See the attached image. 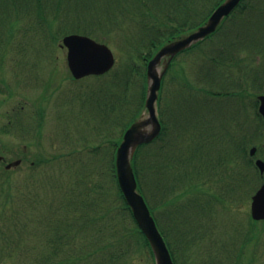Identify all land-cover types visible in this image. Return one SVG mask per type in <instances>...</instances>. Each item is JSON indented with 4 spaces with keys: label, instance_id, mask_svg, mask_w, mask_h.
<instances>
[{
    "label": "rangeland",
    "instance_id": "rangeland-1",
    "mask_svg": "<svg viewBox=\"0 0 264 264\" xmlns=\"http://www.w3.org/2000/svg\"><path fill=\"white\" fill-rule=\"evenodd\" d=\"M90 2L91 0H84L83 5L81 2L77 4V0H72L70 3L72 6L62 4L63 7L60 6L59 11L54 7L53 0H45V10L41 9L46 19L44 24L42 23L43 27L39 26V19L31 8L19 11L18 16L17 14L12 16L4 26L0 24L1 29L5 28V35H0V156L4 158L0 162V264L40 263L38 259L45 254L48 236L52 235L48 228L58 227L54 219L44 223L41 219L48 212L46 207H53L59 202L65 206L69 202L64 198L67 191H70V194L76 191L80 195L79 198L87 203L86 213L82 212L86 215V220L96 217L99 212L97 205H103L105 213L111 208L110 214L95 224L103 229L98 235L99 239L102 238L100 241L104 242L103 237H110L113 232L116 233L114 236L121 240L126 232V225L134 228L128 212L125 210L120 213L121 201L117 200L111 181L105 180L108 175L103 174V171L112 170L113 147L110 145L117 140V138L110 140L107 134L111 131L118 137L122 129L112 128L110 122L100 120L99 105L94 99L96 92L100 95L102 105H109V102H117L120 99L118 102L122 104V109H125L127 97L133 90L140 89L138 88L140 83L137 90L131 86L129 90L121 91L117 98L110 90L114 89L112 84L120 77L117 75L114 77V73L101 78L88 76L74 80L68 66V50L62 46L65 34L59 31L64 26V31L86 33L98 41H109L108 44L115 50L118 65L113 72L117 73L121 72L127 58L126 52L119 48L125 44L130 47L137 40L139 33L135 30L131 33L132 29L129 28L124 33L120 32L123 34L121 36L119 32L115 33L116 28L108 26L106 22L105 27L86 23L83 17L84 13L86 15V9L90 17ZM102 3L103 6H107L105 2ZM7 4L13 9L16 8L10 0H7ZM121 5L116 4L115 7L120 9L123 7ZM6 10L7 7L0 0V11ZM91 17L92 21L97 19L94 14H91ZM67 21H70V25H67ZM230 25L231 20L226 22L212 40L177 57L166 77L163 91V110L168 112L170 108L171 112L174 111L175 115L180 117L176 120L171 119L169 138L173 140L181 138L185 141L186 134L199 135L193 141L199 143L203 141L210 146L209 155L214 161H217L219 155L227 160L223 180H221L223 165H219L216 171L218 174L211 183L212 187H209L210 184H203V188L207 197L211 199H217L215 191L228 199H217L214 203L218 204H215L210 212L206 211L207 216H204V219L197 214L191 220L198 218L204 220L205 226L198 229L206 230L205 234L195 239V232L198 229L187 233L185 226H180L184 233L181 230L175 233L176 239H179L177 253L180 254V261L183 264H264V221L254 224L249 222L251 195L254 193V187L260 186L262 181L241 159L246 172L251 173L250 176L253 177L248 183L241 185L238 193L228 192L226 188L234 190L230 187L233 165L230 163L229 139L230 133L233 132L231 120L234 114L226 105L228 103L222 102L219 103L221 107H214L216 109L213 114L208 113L211 109L207 110L205 115L193 112L187 115L185 120L182 117L184 111L179 108L175 97L176 91L182 89L184 83L182 76L187 75L193 82L208 63L207 54L210 56L215 54L207 52L204 58L202 49L215 44L219 37H228L226 35L230 31ZM43 28L44 31L38 35L32 31ZM49 30L55 32L52 38L49 37L51 34ZM117 36L124 41H120ZM200 64L203 66L199 68ZM161 68L162 66L159 69ZM234 75L242 76L236 70ZM180 107L184 108L183 105ZM115 117L116 115H112L113 119ZM40 119L42 126L38 129ZM232 126L234 130L235 126L233 124ZM2 128L8 129V132H4ZM217 133L218 135L225 133L227 137L224 136L220 142L214 137ZM81 138L83 140L80 142ZM145 151L147 150L144 149V153ZM70 152L73 154L68 155ZM60 154L63 156L61 158L58 156L59 160L53 159ZM46 158H52L53 163H42ZM17 159L22 160L19 165L6 168L7 163ZM88 159L92 164L82 170L83 162ZM52 173L57 175V184L44 182L46 177H49L47 174ZM154 178L146 175L143 179L151 181ZM103 184L104 190L100 188ZM65 210L66 208L63 212ZM122 213H125V217ZM73 219L74 215L65 218L63 227L67 234L63 233V236L67 238L74 236L70 230ZM160 220L164 228L169 226V219L166 216H161ZM251 230L255 233L251 237L250 234L247 235L245 241V232ZM129 239L132 249L128 254V264H155L148 247L144 246L142 250L137 251L134 246L140 245L134 243L130 234ZM64 240L63 238L60 241L62 243L60 247L63 248L61 249L63 253H67L73 248V244L68 242L64 245ZM79 241L81 244V239Z\"/></svg>",
    "mask_w": 264,
    "mask_h": 264
},
{
    "label": "trees",
    "instance_id": "trees-1",
    "mask_svg": "<svg viewBox=\"0 0 264 264\" xmlns=\"http://www.w3.org/2000/svg\"><path fill=\"white\" fill-rule=\"evenodd\" d=\"M10 1L13 2L15 6L18 2V0ZM30 1L31 0H19L18 3L22 4L17 5V7L21 5L28 6L31 4ZM36 1L38 5L41 6V0ZM99 1L102 0H91V3L96 4ZM222 1L223 0H107L109 7L107 12L101 14L103 16L102 19L107 21V24L111 25V27L119 29L122 33L126 32L129 28L132 29L130 30L131 33L134 30L139 33L137 40L130 47H123V51L125 50L127 58L122 66L121 72H110L114 73V77L116 75L120 76L118 80L112 84L114 89H110L112 95L117 96V98L121 94V91L129 90L131 86H134L137 90V85L140 83L138 86L140 89L137 91L133 90L132 94L127 97L124 109L125 120L124 123L119 124V126L123 128V131L144 109L146 86L145 67L147 61L162 44L203 23L209 17L213 9ZM1 2L8 8V12L12 11L13 8L7 4V0H1ZM116 4H122L121 6L123 7L119 10H116V8L114 12H111ZM6 12L0 11V24H3L6 22L7 18L11 17V15L6 14ZM222 74L224 77H227L226 73L222 72ZM208 75L211 76L210 80H213L211 82V87L213 88L214 85H216L222 89V93H219L220 95H228L229 92L226 88L228 81L225 80L222 83H216L214 74L208 73ZM183 79L184 83L182 86L188 84L189 87L192 89L194 88V83L191 81L187 82L185 77H183ZM164 84L165 80L163 85ZM212 88L205 91L210 93V95H218ZM179 94L181 96L178 97L177 103L178 105H182L183 97L185 96L183 93ZM162 99L163 96L161 95L160 115L163 122V131L152 143L139 147L135 154L133 165L139 181V188L146 196L153 213L155 209L161 205H172L175 210H171V213L175 215H173L172 222H170V230L173 231L172 229L174 228L180 229V226L194 229L195 222L191 220L195 218L198 212L197 210L199 209L197 207L202 205V201H200L198 194L196 199L186 196L188 195L189 186L185 184V177L187 176L185 168L188 159L194 161L196 156L187 157L184 152L178 151V144L173 143L169 138L170 120L168 117L166 118L164 116V110L163 107H161ZM119 100H117V102L112 101L107 105L111 113L117 111V115H119L122 112V104L118 102ZM2 130L8 132V129L2 128ZM118 142L119 141H117V143ZM144 149L147 150L145 153ZM245 151L246 149L244 152ZM53 159H57V156H54ZM54 160H52V158H46L42 163H53ZM47 175H49V177H46L44 182L57 184L58 179L55 173ZM146 175L155 178L151 181H146L143 179ZM113 180L117 183L116 175ZM192 190L194 191L193 187ZM79 197L80 195L79 193L77 194L76 191H72L71 194L70 191H67L64 198H67L69 202L65 204V206H63L62 202H59L53 205V207H46L48 212L43 216L44 220L41 222H50V220L54 219L53 221L56 220L58 227L54 229V227L49 226L48 229L52 235L48 236V246H46L45 254H42V257L38 259L40 260L39 264H43L45 261L54 264L57 259L59 260L56 261L55 264H128V254L130 249H132L129 234L130 237L132 236L134 243L140 245V247L135 245V250H142L143 246L149 247L146 237L137 225L134 228H130L126 225V232L125 234L123 233L124 236L121 237V240L116 238V236H114L116 233L113 232L110 237H103L104 242L100 241L102 238L99 239L98 235L103 229L100 228V226H95V224L103 219V217L110 214L111 208H108L105 213V210H103L105 207L103 205L96 206L95 201V206L98 208L99 212L96 217L95 215L93 216L95 218L86 220V215H83L82 212L86 213L87 203ZM118 197L122 204V210H126L130 213L133 220L131 209L127 205L120 190H118ZM218 197L221 199V196ZM182 198L184 200H182ZM208 207H212L209 202ZM64 208H66V210L63 212ZM195 208L196 210H194ZM122 210H120V213ZM124 214L122 213L123 216ZM72 215H74V219L73 223L70 225V230L74 233V236H68V242L73 244V248L69 250V252L63 253L61 250L63 248L60 247V245H62L60 241L64 238L62 235V233H64V227L61 226L65 222V218ZM157 219L159 221L158 217ZM87 222L89 224H87ZM250 223L254 224L256 222L250 220ZM198 224H201V221L197 222V225ZM164 232L170 247L174 250L171 237L165 230ZM254 233L255 232L252 230L246 231L244 240L246 241L247 235L250 234L249 236L251 237ZM73 237H75V239ZM79 239H81V244ZM35 264H37V262Z\"/></svg>",
    "mask_w": 264,
    "mask_h": 264
},
{
    "label": "water",
    "instance_id": "water-1",
    "mask_svg": "<svg viewBox=\"0 0 264 264\" xmlns=\"http://www.w3.org/2000/svg\"><path fill=\"white\" fill-rule=\"evenodd\" d=\"M240 0H227L210 17L208 22L200 26L193 33L172 41L165 45L150 61L148 66L149 93L146 107L148 116H142L126 131L124 139L117 153V174L120 187L131 206L134 216L148 237L157 258V264H173L167 245L157 228L149 207L143 195L137 189V180L132 166V158L137 147L149 142L159 135L161 123L158 119L156 103L161 81L173 57L180 51L191 46L200 39L205 38L216 30L222 19L228 15ZM65 44L69 47V63L77 77L91 73H103L114 64V55L111 50L91 38L79 35L65 37ZM164 66L159 69V65ZM261 110L264 113V97ZM18 163V162H17ZM264 170V163L258 161ZM8 165V167H10ZM253 216L257 219L264 218V184L253 197Z\"/></svg>",
    "mask_w": 264,
    "mask_h": 264
},
{
    "label": "flooded vegetation",
    "instance_id": "flooded-vegetation-1",
    "mask_svg": "<svg viewBox=\"0 0 264 264\" xmlns=\"http://www.w3.org/2000/svg\"><path fill=\"white\" fill-rule=\"evenodd\" d=\"M249 49L252 50V47L255 45V46H260L261 47V50H260V53L257 54V56L259 58H263L264 59V39H261V44L259 43H256V44H253V43H247ZM254 80H255V77L253 76L252 72L250 73L249 75V87L252 89L253 88V84H254ZM258 82V81H257Z\"/></svg>",
    "mask_w": 264,
    "mask_h": 264
}]
</instances>
